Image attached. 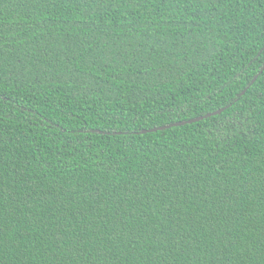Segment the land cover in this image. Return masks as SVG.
I'll use <instances>...</instances> for the list:
<instances>
[{
    "label": "trees",
    "instance_id": "obj_1",
    "mask_svg": "<svg viewBox=\"0 0 264 264\" xmlns=\"http://www.w3.org/2000/svg\"><path fill=\"white\" fill-rule=\"evenodd\" d=\"M0 264H264V0H0Z\"/></svg>",
    "mask_w": 264,
    "mask_h": 264
},
{
    "label": "water",
    "instance_id": "obj_2",
    "mask_svg": "<svg viewBox=\"0 0 264 264\" xmlns=\"http://www.w3.org/2000/svg\"><path fill=\"white\" fill-rule=\"evenodd\" d=\"M222 111L221 110H218L216 112H213V113H210V114H207L205 116H201V117H198V118H194V119H191L187 122H176V123H172V124H169V125H166V126H162V127H156V128H153V129H150V130H144L143 132H148V131H157V130H163V129H166V128H170V127H173V126H180V125H183V124H186V123H192V122H196V121H200L202 119H204L205 117H208V116H211V115H214L216 113H220Z\"/></svg>",
    "mask_w": 264,
    "mask_h": 264
}]
</instances>
